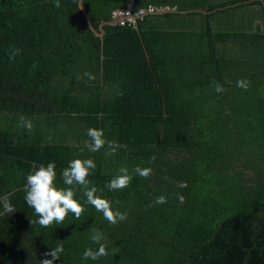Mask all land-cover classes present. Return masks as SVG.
<instances>
[{"label": "trees", "instance_id": "16d2710c", "mask_svg": "<svg viewBox=\"0 0 264 264\" xmlns=\"http://www.w3.org/2000/svg\"><path fill=\"white\" fill-rule=\"evenodd\" d=\"M130 1L176 12L106 24L100 39L78 0H0V197L15 210L0 205V264H39L58 241L64 251L54 264H264V0L83 6L98 31ZM186 10L202 12L179 13ZM13 47L21 51L10 59ZM88 128L127 148L89 152ZM75 158L94 160L91 186L126 220L110 224L74 186L79 219L34 222L26 175L54 161L65 187L61 169ZM121 167L133 178L110 191ZM160 196L166 203H155ZM93 229L108 254L84 259L99 247Z\"/></svg>", "mask_w": 264, "mask_h": 264}, {"label": "clouds", "instance_id": "9594fccd", "mask_svg": "<svg viewBox=\"0 0 264 264\" xmlns=\"http://www.w3.org/2000/svg\"><path fill=\"white\" fill-rule=\"evenodd\" d=\"M82 6V5H81ZM55 7H60L59 0H55ZM20 49L13 47L10 51L9 58L14 59L15 56L20 54ZM87 75V73L85 74ZM215 90L217 93L223 92V87L218 82H215ZM237 86L247 88L248 82L246 80H238ZM22 126L27 129L32 128L30 121L25 117L20 118ZM87 136L89 140L84 142V146L89 152H98L101 148L107 146L110 150L109 154L114 155L118 148L126 149V144H120L117 141L106 140L104 138V132L101 129L88 128ZM96 164L92 159H72L67 167L61 169V178L65 187H58L56 184V164L54 161L44 164H39L33 168L31 173L26 175V184L24 186L25 202L34 210V214L38 217L34 222L41 227H48L53 223L62 224L66 216L72 213L75 218L79 219L84 208L81 203L75 199L74 186H80L83 189V195L86 197V202L95 207V209L101 212L104 218L110 224H116L118 221H124L127 219V213H121L114 211L111 206V202L101 198L97 195V188L91 186V182L88 177L90 170H94ZM136 174L143 178H148L151 175V168H140L137 166L133 170ZM132 175L126 167L119 169L117 174L111 181L106 184V187L110 190H122L126 188L132 180ZM181 201L183 197L179 198ZM157 204L166 203V197L160 196L155 200ZM0 205L3 206L6 212H14V208L10 203L9 197H0ZM32 223V221H30ZM91 240L99 245L97 250L88 248L84 251V259L97 260L101 256L107 255L105 236L99 230L93 229ZM64 251L63 242H57L56 246L46 253H44L43 259L39 261V264H54L59 260V254ZM50 257V258H48Z\"/></svg>", "mask_w": 264, "mask_h": 264}, {"label": "water", "instance_id": "95a60500", "mask_svg": "<svg viewBox=\"0 0 264 264\" xmlns=\"http://www.w3.org/2000/svg\"><path fill=\"white\" fill-rule=\"evenodd\" d=\"M82 5V6H81ZM78 7L80 9V11L82 12V15L85 19V22L88 26V28L94 33V35H96L97 37H99L100 39L103 38V35H104V30H103V27L106 25V24H109V25H117V20L116 19H113L109 22H106V21H102L99 26H98V31L93 27L91 21H90V18L86 12V9L84 8L83 6V0H78ZM168 12H176V11H172V10H169V9H166V10H160V11H156V14H163V13H168ZM191 12H202L201 10H186V11H179V13H182V14H187V13H191ZM141 16H135L134 17V22H136V20L138 18H140Z\"/></svg>", "mask_w": 264, "mask_h": 264}, {"label": "built area", "instance_id": "2783aa9c", "mask_svg": "<svg viewBox=\"0 0 264 264\" xmlns=\"http://www.w3.org/2000/svg\"><path fill=\"white\" fill-rule=\"evenodd\" d=\"M148 10H150V11H148ZM148 10L146 12L143 10H136L132 1H130L127 4V7L125 9L116 10L112 13V20L116 19L117 24L120 26H124L126 24H135V22H134L135 16H142L146 13H154L155 12L154 9L151 7Z\"/></svg>", "mask_w": 264, "mask_h": 264}, {"label": "rangeland", "instance_id": "374dc122", "mask_svg": "<svg viewBox=\"0 0 264 264\" xmlns=\"http://www.w3.org/2000/svg\"><path fill=\"white\" fill-rule=\"evenodd\" d=\"M148 11H150V10H148ZM154 11H157V10L154 9ZM146 14H149V13H146ZM144 15H145V14H144ZM142 16H143V15H142Z\"/></svg>", "mask_w": 264, "mask_h": 264}]
</instances>
